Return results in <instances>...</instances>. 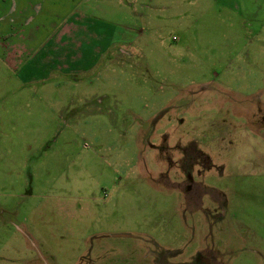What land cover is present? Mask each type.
<instances>
[{
  "label": "rangeland",
  "instance_id": "obj_1",
  "mask_svg": "<svg viewBox=\"0 0 264 264\" xmlns=\"http://www.w3.org/2000/svg\"><path fill=\"white\" fill-rule=\"evenodd\" d=\"M0 264H264V0H0Z\"/></svg>",
  "mask_w": 264,
  "mask_h": 264
},
{
  "label": "crops",
  "instance_id": "obj_2",
  "mask_svg": "<svg viewBox=\"0 0 264 264\" xmlns=\"http://www.w3.org/2000/svg\"><path fill=\"white\" fill-rule=\"evenodd\" d=\"M30 21H32V18H29V20H28V18H27V22L26 23H29ZM70 31H68V33H69ZM31 35V34H30ZM104 40H106L107 39V36H101ZM109 45V44H108ZM117 49H119V47H117ZM13 50V49H12ZM15 53V51L13 50V51H11V54H14ZM29 61H30V59H29ZM22 64V66H24L25 65V62H22L21 63ZM58 69H59V67H57ZM25 81V80H24Z\"/></svg>",
  "mask_w": 264,
  "mask_h": 264
}]
</instances>
